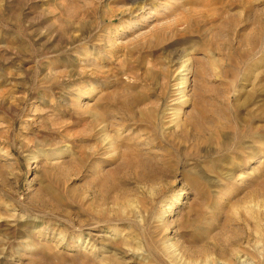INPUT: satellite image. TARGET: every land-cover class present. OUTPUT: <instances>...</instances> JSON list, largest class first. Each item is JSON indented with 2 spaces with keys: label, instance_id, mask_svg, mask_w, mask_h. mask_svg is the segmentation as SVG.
I'll return each mask as SVG.
<instances>
[{
  "label": "rangeland",
  "instance_id": "obj_1",
  "mask_svg": "<svg viewBox=\"0 0 264 264\" xmlns=\"http://www.w3.org/2000/svg\"><path fill=\"white\" fill-rule=\"evenodd\" d=\"M0 264H264V0H0Z\"/></svg>",
  "mask_w": 264,
  "mask_h": 264
},
{
  "label": "bare ground",
  "instance_id": "obj_2",
  "mask_svg": "<svg viewBox=\"0 0 264 264\" xmlns=\"http://www.w3.org/2000/svg\"><path fill=\"white\" fill-rule=\"evenodd\" d=\"M189 69L188 68H186L185 69V74L183 75V81H182V85H181V87H180V89H184L185 88V86H186V83H187V79H188V71ZM181 93V91L179 92V94ZM203 112V111H202ZM197 113V112H196ZM203 114H204V112H203ZM206 114V113H205ZM205 114H204V116H205ZM197 116V115H196ZM199 116V115H198ZM199 117H201V116H199ZM203 117V116H202ZM197 118H195V120H196ZM189 120H192V118L191 119H189ZM199 121H200V118H199ZM203 120H201V122H202ZM191 123H193V122H191ZM199 125V124H198ZM200 128V127H199ZM197 129H198V126H197ZM200 129H202V128H200ZM198 131H200V130H198ZM196 132V131H195ZM201 132V131H200ZM207 132V131H206ZM197 134V133H196ZM199 134V133H198ZM186 135V134H185ZM200 135V134H199ZM129 161V160H128Z\"/></svg>",
  "mask_w": 264,
  "mask_h": 264
}]
</instances>
